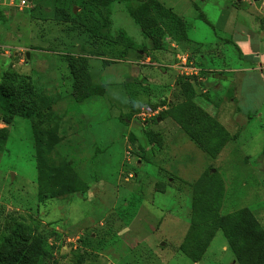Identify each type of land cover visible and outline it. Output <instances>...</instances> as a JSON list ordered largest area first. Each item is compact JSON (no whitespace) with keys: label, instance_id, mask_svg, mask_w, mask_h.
<instances>
[{"label":"rangeland","instance_id":"1","mask_svg":"<svg viewBox=\"0 0 264 264\" xmlns=\"http://www.w3.org/2000/svg\"><path fill=\"white\" fill-rule=\"evenodd\" d=\"M16 1L0 0V81L8 70L29 77L48 115L39 134L48 137L46 128L56 125L46 160L59 182L40 200L38 119L0 107V133L7 129L0 245L18 220L48 236L53 249L44 264H76L85 249L91 253L83 264H239L220 218L230 216L229 227L249 207L264 227V73L240 70L249 64L236 44L244 43L243 28L264 40V0H161L188 21L192 43L164 37L160 49L129 13L141 0L106 7L29 0L23 8ZM99 10L109 20L100 34L117 38L124 29L129 44L92 36L87 27L101 20ZM198 46L215 49L223 71L206 69ZM187 84L232 138L216 157L167 113L184 102ZM199 181L213 203L195 209ZM136 199L141 204L126 224L119 211Z\"/></svg>","mask_w":264,"mask_h":264},{"label":"trees","instance_id":"2","mask_svg":"<svg viewBox=\"0 0 264 264\" xmlns=\"http://www.w3.org/2000/svg\"><path fill=\"white\" fill-rule=\"evenodd\" d=\"M111 1L87 0L91 5L99 7H106ZM103 12V10H99L101 20L98 23L87 27V30L92 32V36L104 39L109 44L128 41L130 36L124 29L118 30L117 38L110 33L100 34L98 28L107 26L109 22L108 16ZM129 13L138 23L143 34L150 39L153 48H162L164 37H170L176 42H184L189 45L192 43L189 36L188 21L161 0H141L138 5L130 6ZM203 16L205 15L203 14ZM199 49L198 46L195 52H199ZM80 59L82 60V58L77 59L76 57L75 61L77 64L85 66L83 62H79ZM104 63L109 65L113 61L105 60ZM211 72L215 73L214 71ZM182 93L185 95L184 102L174 107L171 106L167 113L181 125L188 136L204 152L213 157L218 156L232 139L229 132L224 125L197 106L194 99L196 96L195 88L191 84H187ZM0 107L12 115L38 119L37 124L34 122L33 137L39 171V197L42 200L48 192L55 194L57 192L55 184L59 182V176L53 175L52 167L47 164L46 154L49 153V146L56 138L57 129L56 125L50 124V127L46 128L48 137L39 134V128H44L43 122L48 115L40 107L37 92L27 75L15 70H8L4 73L3 79L0 81ZM131 135L132 139L135 140L134 134ZM149 136L154 139L155 133L150 132ZM6 140L7 129L4 128L0 133V149L4 147ZM198 183L200 184V181L195 184L192 204L195 209L207 207L213 203L208 192L203 190ZM214 191L217 196L219 191L217 188L213 190V193ZM140 204L141 200L136 199L121 208L119 213L122 217L127 218L125 219L126 224H129L134 218ZM209 210L210 214L214 212L213 207ZM235 215L236 219L229 227H226V223L231 218L230 216H222L220 221L227 231L226 235L230 243L235 244H233V248L237 262L239 264H264V227L259 218L249 207L238 209ZM8 230L9 232L0 245V264H44L46 259L51 257L53 247L49 243L46 233L38 227L31 226L24 221L13 220L8 226ZM192 233L193 229H191V235ZM187 252L188 256L197 259L193 250ZM90 253L87 249L78 252L76 264H83L89 258Z\"/></svg>","mask_w":264,"mask_h":264},{"label":"crops","instance_id":"3","mask_svg":"<svg viewBox=\"0 0 264 264\" xmlns=\"http://www.w3.org/2000/svg\"><path fill=\"white\" fill-rule=\"evenodd\" d=\"M244 0H239L241 4ZM256 31L243 28V44H236L243 50L241 51L244 56V59L249 64L247 67L240 69L242 71H258L259 73H264V40L263 36H261V32L259 31L256 38ZM260 36V37H259ZM238 42V41H237ZM235 41V43H237ZM247 43V44H246ZM263 43V44H262ZM205 49V51H204ZM212 52H215V49L206 50V46H202L200 48L199 58H201L204 63L207 65L205 66L206 69L215 70V71H223L221 68H217L213 62V55ZM242 56V57H243ZM217 77V76H216Z\"/></svg>","mask_w":264,"mask_h":264},{"label":"built area","instance_id":"4","mask_svg":"<svg viewBox=\"0 0 264 264\" xmlns=\"http://www.w3.org/2000/svg\"><path fill=\"white\" fill-rule=\"evenodd\" d=\"M28 3H29V0H17L16 1L17 6L20 7V8H23V7L27 6ZM185 59L186 58L183 57V61H185ZM130 176H132V174Z\"/></svg>","mask_w":264,"mask_h":264}]
</instances>
